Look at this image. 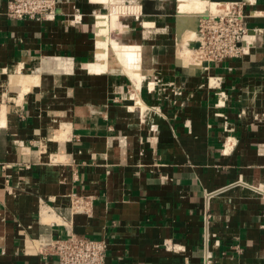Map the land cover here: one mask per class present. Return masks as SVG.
<instances>
[{
    "label": "crops",
    "instance_id": "0c3cea01",
    "mask_svg": "<svg viewBox=\"0 0 264 264\" xmlns=\"http://www.w3.org/2000/svg\"><path fill=\"white\" fill-rule=\"evenodd\" d=\"M168 1L129 0L151 2L153 26L129 14L112 35L140 46L135 92L116 60L86 66L106 4L59 0L54 19L35 20L0 0V264H56L52 241L71 232L103 238L106 264H264V188H249L264 183V0L244 6L259 43L207 69L177 57ZM24 74L38 82L21 92ZM74 192L89 212H71Z\"/></svg>",
    "mask_w": 264,
    "mask_h": 264
},
{
    "label": "built area",
    "instance_id": "2783aa9c",
    "mask_svg": "<svg viewBox=\"0 0 264 264\" xmlns=\"http://www.w3.org/2000/svg\"><path fill=\"white\" fill-rule=\"evenodd\" d=\"M58 1L8 0L6 15L17 19L52 20L56 14ZM246 3L245 0H224L217 10L207 11L198 17L196 37L192 45L194 58L190 61L192 64L207 69L211 64L220 63L229 58H239L245 54L246 49L259 43L261 35L255 28L250 30L246 24L247 14L244 11ZM80 19L81 13L76 8L72 20L79 21ZM221 80L222 77L219 75L207 77V86L216 89L214 103L216 107H223L227 99L226 92L221 88ZM172 84L174 83L169 82V85ZM150 89H154V86ZM253 118L257 120V115ZM257 151L264 155V143L257 144ZM211 194L212 192H207L205 200H208ZM91 207V196L75 192L71 194V212H89ZM210 218V212H205L204 223L207 229L210 225ZM164 246L172 248L168 242H165ZM106 248L107 243L103 238L79 236L72 232L52 241V250L57 255L56 264H106ZM203 264H212L210 254L203 256Z\"/></svg>",
    "mask_w": 264,
    "mask_h": 264
},
{
    "label": "bare ground",
    "instance_id": "6f19581e",
    "mask_svg": "<svg viewBox=\"0 0 264 264\" xmlns=\"http://www.w3.org/2000/svg\"><path fill=\"white\" fill-rule=\"evenodd\" d=\"M98 4H108V12L97 13L95 15L96 42L94 61L86 64L90 71H105L110 58L116 60L122 70L130 80L135 92L140 87L143 78L142 68L140 66V46L139 44H127L112 36V31L123 32L124 26L120 23V16L125 14L140 13V4L128 2L126 0H91ZM253 2L254 0H245ZM222 0H177L176 10L179 13L175 25L177 57L188 61H193L191 56L192 46L190 43L195 40L196 33L193 27L185 24L186 16L197 15L199 13L217 10L223 3ZM110 4V5H109ZM145 28H151L153 22L145 20ZM192 58V59H191ZM190 59V60H189ZM37 75L24 74L18 75L13 80L21 84V92L26 91L32 84L38 82ZM141 103L140 99L138 100ZM249 188L257 192L258 189L264 188L261 185H249Z\"/></svg>",
    "mask_w": 264,
    "mask_h": 264
},
{
    "label": "rangeland",
    "instance_id": "374dc122",
    "mask_svg": "<svg viewBox=\"0 0 264 264\" xmlns=\"http://www.w3.org/2000/svg\"><path fill=\"white\" fill-rule=\"evenodd\" d=\"M127 1V0H126ZM129 1V0H128ZM128 1H127V3H128ZM224 1V0H223ZM246 2V1H245ZM136 3V2H135ZM168 3H169V11H172V9H175V5L174 4H176V0H169L168 1ZM129 4V3H128ZM110 5V4H109ZM145 7L146 8H144V6L142 5V7L140 6V13L137 15L138 16V18H139V20H146L147 18L148 19H150V18H153V17H155V16H157L156 14H152V12H150V14H145V10H153V7L151 6V2H145ZM168 8V7H167ZM100 9H101V12L100 13H106V12H108V9H109V7H108V4L107 5H105V6H101L100 7ZM97 13H99V11L97 12ZM96 13V14H97ZM127 16H129L128 14H125V15H121L119 18H120V21H121V19L122 18H125V17H127ZM147 17V18H146ZM150 20H152V19H150ZM197 20H198V18H197ZM175 25H176V17L175 16H173V20L171 21V26H172V28H173V31H174V27H175ZM140 26V25H139ZM111 34L112 35H115V36H120V34H118V32L117 31H112L111 32ZM118 34V35H117ZM191 56H193L192 54H191ZM193 58V57H192ZM191 58V59H192ZM194 59V58H193ZM190 60V59H189ZM123 91V93L121 94V98H123V99H128L129 100V95L132 93V88H131V86H130V82H128V84H127V86L125 87V90H122Z\"/></svg>",
    "mask_w": 264,
    "mask_h": 264
},
{
    "label": "water",
    "instance_id": "95a60500",
    "mask_svg": "<svg viewBox=\"0 0 264 264\" xmlns=\"http://www.w3.org/2000/svg\"><path fill=\"white\" fill-rule=\"evenodd\" d=\"M175 12H176V16L175 17H176V22H177V19H178V17L180 15H179V13L176 10V5H175ZM196 17H197L196 15L188 16V18L185 19V24L187 26L193 27L195 29L196 24H197V18Z\"/></svg>",
    "mask_w": 264,
    "mask_h": 264
}]
</instances>
